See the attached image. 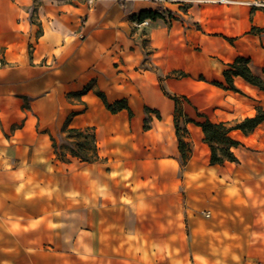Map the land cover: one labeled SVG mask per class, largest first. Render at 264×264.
Listing matches in <instances>:
<instances>
[{
    "label": "crops",
    "instance_id": "1",
    "mask_svg": "<svg viewBox=\"0 0 264 264\" xmlns=\"http://www.w3.org/2000/svg\"><path fill=\"white\" fill-rule=\"evenodd\" d=\"M228 1L99 0L89 8L61 0H0V47L7 63L0 69V186L18 189L23 185L18 179L31 168L50 171L79 164L78 174L60 187L62 195L51 200L63 206L39 217L47 221L54 251L65 252V247L56 248L57 237L62 234L65 242L71 235L75 215L80 257L92 254L95 264H192L200 252L193 243L204 237L211 242L210 253L230 250L231 230L217 234L198 228L199 194L193 191L201 181L222 175L225 166L210 165L209 147L193 125L189 133L192 128L200 132L208 163L192 159L183 164L175 106L161 89L163 74L194 72L200 59H223L242 35L239 45L264 43V4ZM144 11L162 18L140 22ZM253 27H261L262 36L251 35ZM246 55L238 47L233 61ZM243 82L256 99H263V91ZM169 88L176 95L182 92L176 84ZM219 90L228 100L239 94ZM98 91L111 104L127 100L133 117L127 111L112 114ZM195 105L200 112L206 109ZM66 125L95 129L98 162H81L69 152L65 161L59 159L52 138ZM217 177L226 182L225 175ZM226 259V254L222 260L201 257V264H226Z\"/></svg>",
    "mask_w": 264,
    "mask_h": 264
},
{
    "label": "rangeland",
    "instance_id": "2",
    "mask_svg": "<svg viewBox=\"0 0 264 264\" xmlns=\"http://www.w3.org/2000/svg\"><path fill=\"white\" fill-rule=\"evenodd\" d=\"M34 12L35 10L32 13ZM250 34L262 36V32ZM243 36L232 42L235 49L232 51L228 49L231 53L225 55L223 59L218 56L213 60L200 59L197 64L194 62L196 71L182 70L187 74L185 78L171 77L170 71L167 75L163 74L161 78L166 81L164 84L166 91L176 95L169 88V84L180 86L182 92L179 95L186 96L192 106L198 104L205 107L206 109L201 112L213 122H226L234 126L249 115L256 116L258 107L264 109V97L261 100L256 99L243 81L239 79L235 81L242 93L234 95L236 99L230 100L226 98L227 93L212 84L224 81L221 78L223 63L233 61L238 47L244 49L246 58L251 60L253 72L264 77L263 41L261 40V45L252 40L241 45L237 44ZM220 40V38L216 40L213 45L218 47L217 42ZM197 51L202 52V49ZM211 64L214 65L213 68ZM144 67L150 68L148 65ZM200 76L205 78V82H199ZM181 103L185 113L196 118L193 107L187 105L184 99H181ZM156 118L162 119L163 116L158 113ZM182 122L183 119L181 120L183 129ZM147 125L149 126V120ZM232 136L241 143L235 150L239 163L226 164L221 172L222 175H217L222 178L225 175L226 182L218 180L216 176L212 182L203 180L198 189H193L199 194L197 201L200 207L196 215L202 223L198 228L214 230L217 234L219 231L222 233L224 229L231 230L233 234L232 242H229L231 248L229 251L227 249L226 253L217 248L216 253L212 254L209 252L211 242L208 237L198 239L193 244L200 252L192 257V264H201V257L208 256L222 260L225 254L228 258L226 264H264V124L248 136L238 131L233 132ZM69 137L74 138L75 141L70 140ZM189 138L187 142L191 154L188 155L186 163L182 160L183 164H188L192 159L200 163H208L209 151L202 144L200 132L192 128ZM55 140L58 152L66 153L80 140L90 142V137L87 134L84 138L77 139L62 130ZM78 168V163L68 169L51 167L50 171L43 167L40 170L31 168L32 171L22 174L18 179L23 184L18 189L0 186V215L2 214L5 219H0V264H55L56 260L59 264H95L92 254L84 253V257H80L78 215L74 217L77 221L72 222L71 235L66 237V241H63L62 234L57 237L56 248L65 247V252L54 251L55 245L51 243V232L46 227L47 221L39 218L51 211V208L63 206L59 201H56L57 204H51V200L62 195L60 187L69 180L70 176L78 174ZM183 194L184 198L188 199L186 191ZM249 194L251 197L248 196ZM225 213L227 216L224 215ZM19 215L22 217L17 220L16 217ZM187 229L189 231L192 229L191 224H187Z\"/></svg>",
    "mask_w": 264,
    "mask_h": 264
},
{
    "label": "trees",
    "instance_id": "3",
    "mask_svg": "<svg viewBox=\"0 0 264 264\" xmlns=\"http://www.w3.org/2000/svg\"><path fill=\"white\" fill-rule=\"evenodd\" d=\"M264 4V0H260ZM264 11V7L262 8ZM162 18L159 12L144 11L139 17L138 21L143 22L144 20L151 19L157 20ZM252 32H263L262 29L256 27L252 28ZM224 68L221 72L223 77V82H213L212 84L218 88L233 91L235 93H242L239 88H237L235 81L237 78L242 79L247 84L258 88L264 92V77L255 74L251 68V60L245 57H237L233 62L223 64ZM264 74V70H263ZM171 77L185 78L187 74L182 71H174ZM200 81H205L203 76H200ZM161 89L164 95L173 101L175 106L174 111V127L175 134L178 141L179 151L184 163L188 161V155L191 154L190 145L186 141L189 137V125L199 127L203 133V142L209 147L210 157L209 163L211 166H225L226 164H238L239 160L235 153V150L241 145V143L236 140L232 133L235 131H240L245 136L252 134L259 126L264 123V109L263 107H258L256 109L257 114L254 117H247L240 122H237L234 126H231L226 122H213L205 114L200 112L196 107H193L190 100L186 96L173 95L166 91L163 80L161 79ZM97 96L103 101L105 107L112 114H117L121 111H127L130 117H133V112L128 104L127 100L117 101L115 103H109L105 94L102 92H97ZM181 99L186 101V104L192 106L196 112V118L188 116L184 109ZM147 113H156L150 109H146ZM183 119V129L181 128V120ZM145 129H149L147 125V120H145ZM63 132H67L74 135L77 139L84 138L85 135H89L90 142L79 141L78 144H74L73 147L66 151L70 153L73 158L79 159L84 163H95L100 160L98 153V146L96 143V133L95 129L88 127L85 129H73L69 125L64 126ZM70 140L74 138L69 137ZM53 147L55 153L61 161L67 159L66 153H59L56 140L52 138Z\"/></svg>",
    "mask_w": 264,
    "mask_h": 264
},
{
    "label": "built area",
    "instance_id": "4",
    "mask_svg": "<svg viewBox=\"0 0 264 264\" xmlns=\"http://www.w3.org/2000/svg\"><path fill=\"white\" fill-rule=\"evenodd\" d=\"M61 1H67L71 3H83L86 4L89 8H92L95 3L99 0H61ZM125 1H137V0H125ZM138 1H148V2H166L169 0H138ZM171 1V0H170ZM201 3H208V4H228L230 3L228 0H200ZM148 22L145 21L144 24H147ZM6 58H5V50L0 47V69L3 68L6 65Z\"/></svg>",
    "mask_w": 264,
    "mask_h": 264
}]
</instances>
